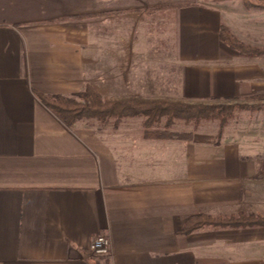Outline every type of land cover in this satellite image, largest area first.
Segmentation results:
<instances>
[{
    "label": "crops",
    "instance_id": "1",
    "mask_svg": "<svg viewBox=\"0 0 264 264\" xmlns=\"http://www.w3.org/2000/svg\"><path fill=\"white\" fill-rule=\"evenodd\" d=\"M111 7L112 0H0V264H264V226L180 232L201 213L264 216V173L239 142L192 139L176 153L171 140L142 133L147 141L125 148L92 123L66 126L41 101L39 94L78 98L87 85L120 98L105 95L113 51L144 53L148 41L171 53V32L137 24L127 40ZM164 12L169 20L171 7ZM235 13L225 1L179 8L181 95L171 96V66L151 79L162 95H130L264 94V67L220 38L222 24L243 41L256 30L264 38V14ZM119 70L125 83L127 66ZM145 143L156 155L144 156ZM99 234L109 236L110 255L90 251Z\"/></svg>",
    "mask_w": 264,
    "mask_h": 264
},
{
    "label": "rangeland",
    "instance_id": "2",
    "mask_svg": "<svg viewBox=\"0 0 264 264\" xmlns=\"http://www.w3.org/2000/svg\"><path fill=\"white\" fill-rule=\"evenodd\" d=\"M222 1H225L228 7L235 9L237 13H235L236 16L234 17V19L252 20L251 18L253 16V20H259L261 18L260 16L264 14L262 11L264 9V0H253V4L250 6L244 4L243 0H112L111 9L113 11V16L117 15L116 20H113V22L124 26H118V28H125V30L128 29V33L126 35L127 40H130V37L134 35L135 32H132V30H134L133 28H135L137 24H140L139 26L142 25L143 32H171V53H164L159 51V45H157V43L151 44L148 41L145 43L147 45L144 46V53H125L113 51L110 57V64L112 67L113 76L115 78L113 77L111 81L112 88L109 92L110 94L105 95L121 97L138 92L153 97L162 95L163 92H159V90L156 91L157 88L150 85L151 79L153 78L152 76L156 73H166V67L171 66V83L174 82L171 86H174L176 83L175 87H177L172 88L171 96H180L181 93L179 92V86L181 84V80L179 79L178 81L177 79L181 76L182 70L180 69L181 62L179 61V58H177L178 36L176 32H180V28L178 27L177 12L178 9L182 7L175 6L182 4H187L186 6H189V4L194 6H212ZM170 5L171 19L169 18V20H166L167 15L164 12V9H167L168 7L170 8ZM148 8H161V10L157 11L158 13L157 15H155L152 22L151 19L153 17L150 18L144 12ZM121 13L127 15L129 19H124L123 17L121 18V16H118V14ZM153 22L154 24L152 25ZM126 23H128V26L125 25ZM254 34L255 37H251L250 33L247 35L248 38H250V40L248 41H243L239 37L238 38L245 44L264 47V38L260 36V33H258L257 30L256 32H254ZM253 38H256L257 42L253 41L256 40ZM117 39H119V37H117ZM148 40L150 42L152 40L157 41V39L154 38L152 40ZM169 56H171L170 59H168ZM249 57H252L250 58L251 60L259 62V64L264 67V55ZM123 65L127 66V76L125 83H123V78L121 82L118 79L120 78L119 67ZM256 95L264 96V94H253L243 98H235L231 100H220L215 98H208L206 100H186L185 98L182 99H185L183 101L187 102L223 103L236 105H253L264 103V100L262 101L258 98H255L254 96ZM143 121L144 119L141 117L124 119L119 124H117L114 119L110 120L109 122L96 121L92 119L83 120V122L92 123L96 128L95 131L97 132V134L105 139L107 143L113 145L124 144L125 148H132V146H135L136 143L147 141L142 137ZM164 122L165 117L163 118V121L161 123V129L164 127ZM157 129L158 128H155V130ZM172 130L179 132H191L193 134L192 139H194L195 142H199V140L213 142L234 140L236 142H239L240 145H243V148H241L240 151L244 152L249 159H252L255 162L257 172L264 173V109L237 110L234 113V116L231 117L226 124L221 137L219 136V120H203L197 126H195L193 123L187 124L184 121L176 120L174 122ZM156 139L157 138H153L151 140ZM182 143H184L183 140H171V146H175L174 150L176 151V153L183 150V147H179V145H182ZM143 151L145 153V157L156 155V150L147 145V143L144 144ZM158 151L160 152L161 150L158 149Z\"/></svg>",
    "mask_w": 264,
    "mask_h": 264
},
{
    "label": "trees",
    "instance_id": "3",
    "mask_svg": "<svg viewBox=\"0 0 264 264\" xmlns=\"http://www.w3.org/2000/svg\"><path fill=\"white\" fill-rule=\"evenodd\" d=\"M243 1L244 4L249 6L253 4V0ZM186 5H176L175 7H185ZM159 10L161 8H148L144 12L149 16L157 13ZM220 38L224 43L237 50L243 56L264 55V47L245 44L224 24L220 28ZM39 97L68 127L85 119L103 122H109L114 119L119 124L124 119L141 117L144 119L142 124L144 137L146 139L157 138L162 140H192L193 134L191 132L172 130L176 120L184 121L187 124L193 123L195 126L203 120H219V136L221 137L226 124L237 110L264 109V103L236 105L187 102L172 98H152L141 95L109 98L104 97L91 85H87L84 90L79 92L78 98L63 95L46 96L43 94H39ZM254 97L262 101L264 100V96L256 95ZM164 117V127L161 129V123ZM155 128L158 129L155 130ZM252 226H264V216L253 213H240L233 216H213L201 213L187 218L180 232L189 234L202 227L245 228Z\"/></svg>",
    "mask_w": 264,
    "mask_h": 264
},
{
    "label": "built area",
    "instance_id": "4",
    "mask_svg": "<svg viewBox=\"0 0 264 264\" xmlns=\"http://www.w3.org/2000/svg\"><path fill=\"white\" fill-rule=\"evenodd\" d=\"M90 251L95 255H110L111 240L105 234H99L93 238L90 244Z\"/></svg>",
    "mask_w": 264,
    "mask_h": 264
}]
</instances>
